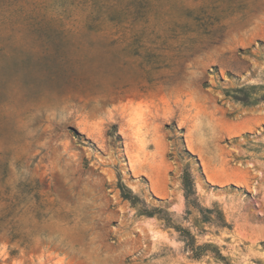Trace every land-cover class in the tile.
I'll return each instance as SVG.
<instances>
[{"label": "rangeland", "instance_id": "obj_1", "mask_svg": "<svg viewBox=\"0 0 264 264\" xmlns=\"http://www.w3.org/2000/svg\"><path fill=\"white\" fill-rule=\"evenodd\" d=\"M0 264H264V0H0Z\"/></svg>", "mask_w": 264, "mask_h": 264}]
</instances>
